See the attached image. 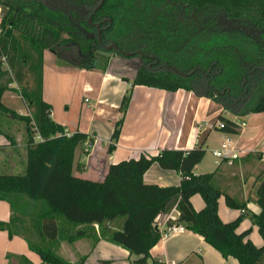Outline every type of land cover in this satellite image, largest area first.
Wrapping results in <instances>:
<instances>
[{"label":"trees","instance_id":"trees-1","mask_svg":"<svg viewBox=\"0 0 264 264\" xmlns=\"http://www.w3.org/2000/svg\"><path fill=\"white\" fill-rule=\"evenodd\" d=\"M0 9V113L25 123L28 134L25 172L0 173V201L11 208V218L0 221V231L7 232L10 239H25L44 264H65L49 249L42 221L57 214L74 225H102L124 218L123 230L112 233L110 239L133 255H143L144 263L161 240L157 218L176 207L179 216L175 223L202 237L224 259L264 264V244L255 246L249 239L250 230L237 232L246 217V203L220 187L217 172H193L205 154L202 147L163 151L151 158L162 170L180 176L177 186L145 184L142 174L149 160L115 165L103 181L78 178L73 173L76 153L86 145L93 146L94 140L81 132L67 135L52 119V106L43 99L45 51L62 60V49H76L80 64L62 63L86 71H106L103 54L120 57L121 53L140 52L191 75L183 77L163 69L154 74L139 71L133 77L132 91L142 86L205 97L222 108L216 123L223 122L224 128H217L216 123L212 128L236 135L239 125L224 117L225 111L237 117L264 113V54L260 51L264 47V0H0ZM182 9L200 13L199 20H206L202 29L197 26L196 34L179 22ZM216 14L261 31L260 39L222 31L216 25ZM89 18L100 25V41L84 35L94 32ZM113 44L120 53L102 47ZM14 84L16 88H12ZM10 90L20 93L29 115L3 105L2 97ZM129 91L120 105L123 117L115 125L109 153L120 139L132 96ZM257 91L263 94L255 102ZM258 180L255 196L261 212L250 214V219L264 242V169ZM196 195L204 202L199 211L191 202ZM222 197L229 209L241 211L236 220L220 219Z\"/></svg>","mask_w":264,"mask_h":264},{"label":"crops","instance_id":"crops-1","mask_svg":"<svg viewBox=\"0 0 264 264\" xmlns=\"http://www.w3.org/2000/svg\"><path fill=\"white\" fill-rule=\"evenodd\" d=\"M43 67V99L55 110L52 111V119L65 128L67 135L81 132L94 140L91 148L88 149L89 146L86 145L76 153L73 172L76 177L99 182L105 179L110 168L115 165L149 160L150 165L142 174L145 184L160 187L177 186L180 176L174 171L162 170L158 164L150 161L151 158L163 151L183 152L199 147L207 151L212 135L220 133L222 142L211 153L219 149L226 140H231L242 154L237 160H219L205 168L201 166V162L196 166L195 173L217 172L216 182L220 187L246 203V217L237 232L250 230L249 239L253 244L257 247L263 246V239L258 233V228L253 225L250 214L259 215L261 212L256 203L255 193L259 185L258 177L264 169V113L248 114L244 117L233 115L230 120L237 122L239 130L236 135L224 134L211 129L222 112L214 111L212 115L207 116L209 111L206 109L214 103L213 101L198 97L193 92H165L137 86L133 90L124 116L120 139L112 153H109L115 125L123 117L119 110L122 101L120 97H124L131 84L109 70L86 71L59 63L49 51L44 52ZM48 74L56 76L57 82L54 86H49ZM84 75L87 76V82L75 92L70 89L69 92L63 93L60 88L54 92L56 86H62L63 77L77 81ZM12 88H16V84L12 85ZM69 93H72L71 97ZM74 98L78 106L76 116L69 111L68 105ZM20 100L22 101V97L13 90L5 92L2 97L5 107L20 115H27L26 104L22 101L21 106ZM91 103L92 106L89 105ZM62 104L65 111H60ZM227 113L229 112L225 111L223 114L226 118ZM4 120L6 123H3ZM127 120L129 125L133 124L132 129H129V126L126 129ZM21 123L24 124L0 113V129L4 134L0 136L2 174L17 175L25 172L27 143L23 141L27 137L24 138L18 131L17 125L21 129L23 126ZM151 125H156L157 136L152 138L151 143L154 145L150 147L151 149H146L142 143L150 139ZM105 130L108 133L102 138L101 133ZM22 132L27 135V131ZM97 150H100L99 155L96 153ZM82 152L85 155L80 157ZM230 168H235L236 171L231 172ZM191 202L197 211L204 207L199 195L192 197ZM224 204L222 197L218 208L220 219L223 222L236 220L241 211L229 209ZM170 215L178 218L179 213L172 210L157 218L156 228L160 232L166 228ZM10 218L9 204L0 201V221L9 222ZM124 223V218H118L102 225H74L63 215L57 214L42 221V228L49 249L65 264H239L233 258L224 259L202 237L188 230L160 241L143 263L141 262L143 255H133L130 250L113 243L110 239L112 233L123 230ZM0 264L44 263L29 249L25 239L21 237L10 239L7 232L0 231Z\"/></svg>","mask_w":264,"mask_h":264},{"label":"rangeland","instance_id":"rangeland-1","mask_svg":"<svg viewBox=\"0 0 264 264\" xmlns=\"http://www.w3.org/2000/svg\"><path fill=\"white\" fill-rule=\"evenodd\" d=\"M1 12H2V9H1ZM1 12H0V16H1ZM63 38H66V36L65 35H63L62 36ZM70 48V47H69ZM67 48V49H62L61 50V53H62V57H63V59L62 60H57L59 63H66V64H69V63H74V64H80V60H79V57L77 56V53H76V49H73V48ZM66 57H67V59H66ZM65 58V59H64ZM108 59V60H107ZM65 61V62H64ZM102 61H103V64H105V62H106V69L107 70H109L110 72H112V73H114V74H116V75H118V76H120L121 78H123V79H125V80H127L128 81V83H133V73L130 71V68H128V69H124L123 67H124V65H121V60H120V58H118V57H115V56H113V55H109V54H103V59H102ZM62 63V64H63ZM122 63H123V61H122ZM5 68L7 69V67L5 66ZM98 73L96 72V74L95 75H97ZM77 75H79V72H77ZM47 81H48V83H49V86L51 85V86H54L55 84H56V82H57V79H56V76H54V75H50V74H48L47 75ZM85 82H87V76H80V78H79V80H77V81H74V80H72V79H68V78H65V77H63L62 78V80H61V83H62V86H60V87H55V90H54V92H56V90H57V88H60L61 90H62V92L63 93H65L66 91H70V89L72 90L73 89V91L75 92L79 87H81V85L82 84H84ZM130 89H131V86H130ZM129 88H128V90L126 91V92H128L129 90H130ZM134 90V89H133ZM129 92H132L133 93V91H132V89H131V91H129ZM19 96H21L20 95V93H18V92H16ZM70 94V97L72 96V93H69ZM75 95V93L73 94V96ZM70 97H69V99H70ZM74 99H75V102H74ZM73 100H70L69 101V103H68V105H69V108H70V110L69 111H71V113H74L75 114V116L77 115V111H78V106H77V104H76V98H74ZM123 98L122 97H120V101L122 100ZM21 101V100H20ZM22 101L25 103L26 101L22 98ZM22 101L21 102H19L20 103V105L22 106L23 104H22ZM122 102V101H121ZM26 104V103H25ZM76 104V105H75ZM92 104L93 103H91V104H89L90 106H92ZM26 107H27V109H28V106H27V104H26ZM17 108V107H16ZM221 106L220 105H218V104H215V103H213V104H211L207 109H206V111H209L208 113H207V116H210V115H212L213 113H214V111H221ZM11 110V109H10ZM16 110H19V109H16ZM12 111H14V110H12ZM27 112H26V114L27 115H29L30 113H31V111H29V109L28 110H26ZM52 111H55L54 110V108L52 107ZM60 111H65V108H64V105L62 104V106H61V109H60ZM204 111V110H203ZM17 113V112H16ZM7 115V114H6ZM9 116V115H8ZM6 117V116H5ZM130 117V116H129ZM234 116L231 114V113H227V118L228 119H232ZM5 119H7V118H5ZM16 121H19V120H16ZM55 121V120H54ZM130 121V120H129ZM21 122V121H20ZM56 122V121H55ZM213 122V121H212ZM3 123H6V120H4V122ZM57 123V122H56ZM211 123V122H210ZM209 123V124H210ZM17 125V124H16ZM21 125H23L22 126V128L21 129H19V126L17 125V128H18V131H19V133L21 132V135H23V137L25 138V137H27L23 142L25 143V141H26V143H28V134L26 135V134H23V132H22V130H24L25 132L27 131V127H26V124L24 123V124H22L21 123ZM61 125V124H60ZM128 126H129V129H132L133 128V124L132 125H129V122H128V120H127V127H126V129H128ZM211 129H212V126H211ZM143 133H145V132H147V131H142ZM149 132H150V139L147 141V142H145V143H142L145 147H143V148H146V149H148V148H150V147H152L154 144L153 143H151L152 142V138L153 137H155V136H157V129H156V125H151V127H150V129H149ZM27 133V132H26ZM108 133V131L107 130H105V131H103L102 133H101V136H102V138H104L105 136H106V134ZM214 133H218V132H214ZM206 135V134H205ZM203 137H205V136H203ZM221 142H222V135L219 133V134H213L212 135V138L209 140V149L207 150V151H205V154H204V156H203V158H202V160H201V166L203 167V168H205V167H208V166H211L212 164H214L215 162H218L219 161V159H217V158H215L214 156H212L213 154L211 153V151L213 150V149H215V148H217L220 144H221ZM135 146H138V147H140L141 145H135ZM0 148H1V146H0ZM84 148V147H83ZM89 148H91L90 146L88 147V149ZM151 149V148H150ZM203 150H205V148L203 149ZM100 150H97V155H99L100 154V152H99ZM83 155H85V153H83L82 152V154L80 155V157L81 156H83ZM153 158V157H152ZM197 158H198V156H195L194 158H193V162H195V161H197ZM199 165V164H198ZM195 168L196 167H194V170H193V172L195 173ZM230 170H231V172H233V171H236V169L235 168H233V169H231L230 168ZM200 171H198V173L197 174H201V173H199ZM196 174V173H195ZM225 205V204H224ZM257 229V228H256ZM259 233V232H258Z\"/></svg>","mask_w":264,"mask_h":264},{"label":"flooded vegetation","instance_id":"flooded-vegetation-1","mask_svg":"<svg viewBox=\"0 0 264 264\" xmlns=\"http://www.w3.org/2000/svg\"><path fill=\"white\" fill-rule=\"evenodd\" d=\"M214 13H217V12H214ZM215 16H216L215 17L216 25L218 26V28H221L222 31L239 32V33L244 34L248 38H254V39L259 38L260 39L261 31L259 32V30H256L252 27L249 28L247 25H245L244 23L240 21L230 20L226 18L225 16H222L221 14H216ZM199 17H201L200 13H196L195 11L194 12L192 11V13H187L185 9H182V11L179 14V22H181L185 26V28L187 27L191 29L192 33L196 34L197 26H200L201 28V25H204V23L206 24V20H203V19L199 20ZM87 22L89 23L91 27L94 28L93 30L94 32H92L91 34L86 33L84 35L88 37L89 39L95 40L97 38L100 41V32H101L100 25L93 24L91 21V18H89ZM113 45L116 46L115 44ZM109 46H112V45H108V46L102 45L103 48L109 47ZM192 47L194 48V45H192ZM117 50L113 48L111 51H115V53H120L118 47H117ZM260 51H262V55H263L264 47L260 49ZM121 54L122 55L120 57L117 56L121 60V65H124L123 67L124 69L130 68V71L133 73L134 77L139 71H145V72L147 71L148 73L154 74V73L161 72L162 69L165 70L166 72H169V73L173 72L183 77H188L189 75H191V73H179V71L174 66V64L161 65L159 61L155 59L154 57H149L148 55L142 54L140 52H138L137 55L134 53L132 54L121 53ZM260 92L261 91H257V93L255 94L254 96L255 102H258L261 99V95L263 93H260Z\"/></svg>","mask_w":264,"mask_h":264},{"label":"built area","instance_id":"built-area-1","mask_svg":"<svg viewBox=\"0 0 264 264\" xmlns=\"http://www.w3.org/2000/svg\"><path fill=\"white\" fill-rule=\"evenodd\" d=\"M216 127L219 129L224 128L223 122H217ZM38 141H42L40 137H38ZM213 156L222 161H234L240 157L242 154L241 151L232 144L231 140H226L219 149L213 151ZM174 212H177L176 207L173 209ZM179 216V215H178ZM178 218L172 217L171 215L168 217L166 228L161 231V240H165L174 235L183 234L186 229L182 225H177L175 222ZM173 223V224H172Z\"/></svg>","mask_w":264,"mask_h":264},{"label":"water","instance_id":"water-1","mask_svg":"<svg viewBox=\"0 0 264 264\" xmlns=\"http://www.w3.org/2000/svg\"><path fill=\"white\" fill-rule=\"evenodd\" d=\"M107 51H111L113 48H115L117 50V47L112 45V46H109V47H104ZM118 51V50H117Z\"/></svg>","mask_w":264,"mask_h":264}]
</instances>
